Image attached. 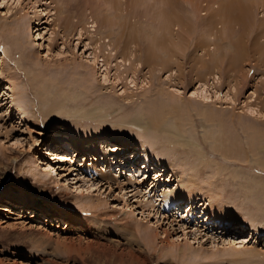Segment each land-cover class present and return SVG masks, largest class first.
Listing matches in <instances>:
<instances>
[{
  "label": "rangeland",
  "instance_id": "obj_1",
  "mask_svg": "<svg viewBox=\"0 0 264 264\" xmlns=\"http://www.w3.org/2000/svg\"><path fill=\"white\" fill-rule=\"evenodd\" d=\"M160 1L0 0V264H264V0Z\"/></svg>",
  "mask_w": 264,
  "mask_h": 264
},
{
  "label": "bare ground",
  "instance_id": "obj_2",
  "mask_svg": "<svg viewBox=\"0 0 264 264\" xmlns=\"http://www.w3.org/2000/svg\"><path fill=\"white\" fill-rule=\"evenodd\" d=\"M184 1L185 2H191V5H193V7L195 9L194 10L195 13H197V12H199V5H200L201 1H204V0H197V1L196 0H184ZM168 2H169L170 11H167V5L166 4H168ZM215 3H216V5H215ZM160 4H161V10H159L160 20L158 22H161V23L160 24L157 23V25H159L161 27V33L163 32V34H167V36H169V37L166 38L165 35L164 36L163 35L158 36V34L155 33V36L151 39L150 44H149V48L150 49H152L153 47H158V46L159 47H161V46L164 47L165 45H169V44H167L168 43L167 41L170 42L172 40L173 36H175L174 38H176L175 40H177V36L178 35H175V33H174V35L172 36V30H174V32H176L179 29V25H181V26H187L189 24L188 21H186V20H184L182 18V14H187V13L186 12L183 13V11H184L183 9L180 10L181 5L179 4V0H161L160 1ZM206 5L207 6H210V7L215 5L214 8H212L213 10H209L211 12H208V13L205 12V13L202 14L205 18L203 16H202V19L200 18L202 20V23L204 21L205 25L207 24L206 25L207 27H209L210 25L211 26L213 25V23L211 21H209L210 17L208 19V16H211L212 14L214 16V12L216 13V15H220V16H222V14L232 13V14H236L238 16V18L236 19L237 22H241L242 21V24L245 22L244 25H243V29L244 30H243L242 34L248 35V34H252V33L256 32V27L257 26L255 28H253V25L250 26L251 22H248L246 20V18H245L248 15V12H247V10L244 11V7L241 6V4L238 2V0H206ZM199 15H198V17L196 16L197 19H199V17L201 16V15L200 16ZM188 17L190 18L189 21H191V18L192 17H190L189 15H188ZM243 18H245V19H243ZM221 24L223 25V27L225 29H226V27L228 29L227 22H225L223 20ZM259 24H261V23H259ZM172 28H174V29H172ZM176 28H177V30H176ZM179 32H181V31H179ZM176 33L179 34L178 32H176ZM163 37H165V38H163ZM162 39H164V41ZM195 40L197 41V46H200V49H201L202 48V46H201L202 43L201 42H198L199 41V38H195ZM247 41H249V39H247L246 42ZM255 41H256V35H253L252 38H251V43L254 44ZM175 42H177V41H174V43L172 42V45L175 44ZM246 42H245V45H246ZM178 45L179 44L177 42V47H178ZM169 46L171 47V45H169ZM175 47L176 46L174 45V48ZM172 48H173V46H172ZM159 49H162V47L159 48ZM166 49H168V48H166ZM148 57L149 56L147 55V58ZM128 58L130 59V57H128ZM220 61H221L220 60V55L216 51L213 54V56L211 57V62L213 64L212 69H216L217 68V65L219 64ZM230 61L232 63H234L233 61H238V57H233V58L231 57L230 58ZM170 92H171L170 94H173V91H170ZM235 92H236V90H235ZM11 97H12V95H11ZM204 99H206V98H204ZM202 101H204V102L207 103V100H202ZM204 102H201V104L203 106L205 104ZM150 107H152V106H150ZM54 111H57V109L54 110ZM58 111H60V107H59ZM159 111H160V109H159ZM149 116H150V124L149 125H151V127L155 128V129H157L159 127V125H160V118H159L158 113H156L155 111H153L152 113L150 112V115ZM212 133H213V135H212L213 137H216L215 135H218L217 134V130H216V132L215 131H212ZM66 148H68L67 150L69 152L73 151V153H74V149L72 148V145H67ZM51 150H52V148H51ZM102 170L105 173H103V175L102 174H100V175L104 177L108 172H107L106 168H103ZM34 175L37 177V174L34 173ZM192 179H194V177L190 173L187 174L186 176H183V185L180 186V187H178V188H176L175 190L169 192L166 195L165 203L170 205V204L178 203V199H182V200H188L189 198L191 199L193 197V195H194L193 189H190V186H191V184L193 182ZM207 194L208 193H206V195ZM208 195H207V197H208L209 201H211L213 199V197L212 196H208ZM17 203H18V201H17ZM210 203H208L207 205H210ZM63 219H64L63 221L66 222L65 226H67V225L70 224L69 218H63ZM59 221L60 220H58V222ZM226 221H227V219H226Z\"/></svg>",
  "mask_w": 264,
  "mask_h": 264
}]
</instances>
